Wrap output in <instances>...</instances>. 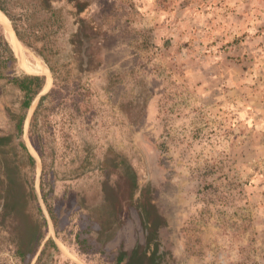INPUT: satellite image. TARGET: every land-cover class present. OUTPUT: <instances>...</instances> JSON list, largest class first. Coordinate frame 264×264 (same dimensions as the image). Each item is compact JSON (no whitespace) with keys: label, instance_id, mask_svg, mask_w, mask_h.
<instances>
[{"label":"flooded vegetation","instance_id":"1","mask_svg":"<svg viewBox=\"0 0 264 264\" xmlns=\"http://www.w3.org/2000/svg\"><path fill=\"white\" fill-rule=\"evenodd\" d=\"M13 4L21 43L42 59L47 73L19 71L18 57L0 30V44L7 43L14 59L0 58V119L7 123L0 125V233H9L0 244L1 264H160L165 223L156 199L161 182L152 168L166 156L163 146L156 150L141 138L153 121L152 94L141 95L145 87L130 94L138 87L125 83L116 60L114 27L107 23L113 12L91 0ZM64 5L74 6V19ZM30 12L40 22L34 34L45 32L55 51L37 45L44 36L31 35ZM26 77L40 79L31 92ZM126 109L137 111V124ZM71 186L96 193V209L71 198L65 207ZM96 210L107 218L99 220L92 214ZM181 259L195 264L191 253Z\"/></svg>","mask_w":264,"mask_h":264},{"label":"rangeland","instance_id":"2","mask_svg":"<svg viewBox=\"0 0 264 264\" xmlns=\"http://www.w3.org/2000/svg\"><path fill=\"white\" fill-rule=\"evenodd\" d=\"M91 1L113 12L116 60L125 83L138 87L130 94H152L153 121L141 138L166 156L152 166L165 223L160 264H186L185 253L195 264H264V0ZM64 6L74 19V6ZM36 21L30 12L31 35ZM37 45L56 49L49 36ZM22 46L18 70L37 73L25 66H45L42 59ZM126 111L137 124V111ZM81 190L71 186L64 206L71 198L95 210L96 193Z\"/></svg>","mask_w":264,"mask_h":264},{"label":"trees","instance_id":"3","mask_svg":"<svg viewBox=\"0 0 264 264\" xmlns=\"http://www.w3.org/2000/svg\"><path fill=\"white\" fill-rule=\"evenodd\" d=\"M74 1V0H71ZM14 0H0V11L6 16L7 19H9L15 26V31L17 33V36L19 38V40L21 42H24L23 36L21 35V33H19L16 29V25H17V20L16 17L14 16L12 10H13V6H16L13 4ZM3 38V34L0 33V40H2ZM2 47L0 49V58L4 59L7 58V61H13V55L12 52L10 51V49L7 48V43H4V41L2 42V44H0ZM10 45V44H9ZM5 61V60H4ZM2 65H4V63H2ZM39 78L36 77H26L25 83L28 84V86L26 88H28V92H31V89H29L30 85H32L33 83H35L36 81H39ZM24 83V85H25Z\"/></svg>","mask_w":264,"mask_h":264},{"label":"bare ground","instance_id":"4","mask_svg":"<svg viewBox=\"0 0 264 264\" xmlns=\"http://www.w3.org/2000/svg\"><path fill=\"white\" fill-rule=\"evenodd\" d=\"M0 24L7 26L8 30H9V33L11 34V38L9 36H7L8 41H9V44H10L12 50L15 52V55L19 59H22L23 60V58L26 57L24 55V51L22 50V48L20 46V43L16 40V38L14 36V33H13L12 29H11L10 21L6 18V16L1 11H0ZM41 64L36 65L34 67L33 66L30 67V65H26L25 68L27 70H29V71H32V72H37V73L38 72L39 73L42 72V74L47 73V69L43 65H41Z\"/></svg>","mask_w":264,"mask_h":264},{"label":"water","instance_id":"5","mask_svg":"<svg viewBox=\"0 0 264 264\" xmlns=\"http://www.w3.org/2000/svg\"><path fill=\"white\" fill-rule=\"evenodd\" d=\"M0 29L4 32V34L6 35V37L9 36L11 38V34L9 33V30H8L7 26L0 24ZM11 29H12V31L14 33V36H15L16 40L20 43V46H21L22 50L24 51L23 46H22V43L19 40V38L17 36V33H16L15 29L13 28L12 24H11Z\"/></svg>","mask_w":264,"mask_h":264}]
</instances>
